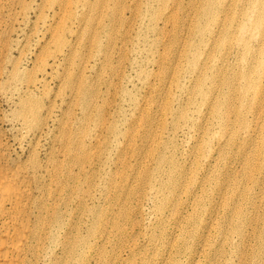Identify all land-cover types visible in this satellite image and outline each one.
<instances>
[{
    "label": "rangeland",
    "instance_id": "374dc122",
    "mask_svg": "<svg viewBox=\"0 0 264 264\" xmlns=\"http://www.w3.org/2000/svg\"><path fill=\"white\" fill-rule=\"evenodd\" d=\"M213 1L87 0L82 22L73 5L65 61L60 31L48 54L27 53L24 84L45 77L49 55L58 57L49 87L24 96H50L56 107L51 118L43 109L37 140L5 122L0 128L13 155L22 145L24 159L35 146L42 153L67 142L89 148L84 199L89 207L100 202L104 253L96 255L92 236L89 264H264V78L261 93L240 104L245 50L237 36L220 32L242 0ZM209 5L213 13L203 11ZM254 38L247 37L256 45ZM228 79L234 90L224 85ZM14 112L3 104L0 119ZM173 168V192L158 191ZM194 179L206 183L194 189ZM237 202L246 216L233 237L228 219Z\"/></svg>",
    "mask_w": 264,
    "mask_h": 264
},
{
    "label": "bare ground",
    "instance_id": "6f19581e",
    "mask_svg": "<svg viewBox=\"0 0 264 264\" xmlns=\"http://www.w3.org/2000/svg\"><path fill=\"white\" fill-rule=\"evenodd\" d=\"M216 2L218 0H214L212 4ZM73 5L80 6L82 14L79 21L82 22L86 18L84 11L87 0H76V3L74 0H0V109L3 104L15 108L13 117L0 119V124L5 122L12 130L31 132L34 140L39 138L36 122L40 123L43 109L45 108L48 118H51L57 102L50 96L33 100L24 96L29 91L34 94L49 87L47 77L52 79L59 60L58 57L49 55L52 59V63L48 65L50 72H45V77L40 80L24 84L27 53L29 55L39 50L42 55L48 54L49 45L58 43L55 33L60 31L65 61L71 48L68 39L73 34ZM212 6L202 9L207 13L212 10ZM227 32L232 33L233 37L237 36L239 46L245 50V65L238 72L240 78L245 80L240 91L242 104L248 102L245 98L249 94L253 96L261 93L260 84L264 78L261 71L264 68V0H242L239 11L231 14L220 34ZM256 34L260 39L254 45L247 37L255 39ZM258 52L261 55L256 59L254 55ZM224 85L234 90L232 79H228ZM63 103L68 104L65 100ZM51 120L54 125L56 119ZM4 138L5 132L1 127L0 264H89L90 258H93L89 252L92 246L89 239L92 236L95 239L93 246L98 248L96 255L102 257L103 238L98 235L103 221L100 202L89 207L84 199L86 191L83 187L90 184V179L86 178L89 148L83 143L75 148V142H67L58 150L42 153L35 146L29 149V155L24 159L22 145L20 153L14 151L13 155ZM14 141L22 144V140L17 137ZM98 165L95 172V188L99 194L97 201L103 190L101 163ZM174 171L176 172L175 168L171 170L166 183L157 182L158 191L169 189L173 192L175 185H170L169 179L174 176ZM205 181L198 185V181L194 179V189L203 187ZM145 182L150 183L151 187L155 186L149 179ZM188 207L189 204H186L185 209ZM197 208L198 205L194 202V219L199 220V226L205 230L206 219ZM209 213L210 210L207 209V215ZM245 216L242 206L237 202L228 219L229 231L234 234L233 237H239L242 230L236 222L243 223ZM183 220L191 222L185 217ZM214 220L217 227H221L217 217ZM181 231L185 233V225ZM205 241L208 245L209 241ZM180 252L178 246L176 253ZM263 257L264 252L261 254V258ZM259 258L256 257L253 261H258Z\"/></svg>",
    "mask_w": 264,
    "mask_h": 264
}]
</instances>
